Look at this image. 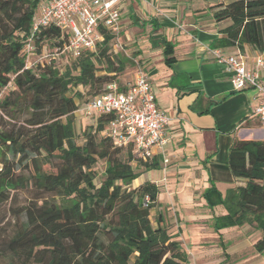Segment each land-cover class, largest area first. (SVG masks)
Returning a JSON list of instances; mask_svg holds the SVG:
<instances>
[{"label": "trees", "instance_id": "obj_1", "mask_svg": "<svg viewBox=\"0 0 264 264\" xmlns=\"http://www.w3.org/2000/svg\"><path fill=\"white\" fill-rule=\"evenodd\" d=\"M46 1L0 0V209L18 191L37 195L13 209V220L0 221V264H188L189 253L167 216L158 214L156 225L151 220L159 186H131L140 176L137 166L157 170L159 160L143 161L133 146H116L105 135L109 116L93 117L84 143L76 140V99L86 104L113 83L125 90L118 76L133 60L114 51L118 36L101 26L104 40L94 52L26 67V47ZM210 11L216 23H229L216 47L264 52V0L220 3ZM32 41L42 56L61 51L68 34L51 26ZM101 163L105 171L98 184ZM229 168L244 185L225 195L215 187L205 193L211 209L227 211L214 218L215 231L251 226L261 233L254 249L264 254V141L235 140Z\"/></svg>", "mask_w": 264, "mask_h": 264}, {"label": "crops", "instance_id": "obj_2", "mask_svg": "<svg viewBox=\"0 0 264 264\" xmlns=\"http://www.w3.org/2000/svg\"><path fill=\"white\" fill-rule=\"evenodd\" d=\"M234 1L238 0H123L120 5L115 52L134 57L135 68H142L151 83L158 107L171 118L164 155L155 156L159 168L141 169L133 187L145 182L159 186L158 205L151 213L169 215L171 222L184 225L177 231L183 246H230L229 235L214 228V218L227 211L222 206L211 209L205 193L215 187L225 195L244 185L229 168L235 140L264 141V123L256 114L261 97L255 90L235 91L230 73L213 55L220 49L241 56L250 70H255L258 57L264 58V52L251 47L215 46L229 23H216L210 7ZM169 57L174 58L170 63ZM192 229L199 234L189 233Z\"/></svg>", "mask_w": 264, "mask_h": 264}, {"label": "built area", "instance_id": "obj_3", "mask_svg": "<svg viewBox=\"0 0 264 264\" xmlns=\"http://www.w3.org/2000/svg\"><path fill=\"white\" fill-rule=\"evenodd\" d=\"M122 2L123 0H51L42 4L35 18L33 36L26 47V67L30 68L36 63L43 64L62 55L77 58L84 51L94 52L97 43L104 40L100 33L101 26L119 36ZM51 26L68 34V43L61 51H45L42 56H38L32 39L37 32ZM213 55L230 73L235 91H257L262 103L256 109V114L264 123V58L258 57L255 60V70H250L241 56L227 55L220 49L214 50ZM80 111L91 119L109 116L111 119L105 135L120 148L133 146L143 161H149L156 155H164L169 142L167 129L171 118L158 107L151 83L142 68L137 70L134 82L125 90L120 91L115 83L110 84L105 93L90 100Z\"/></svg>", "mask_w": 264, "mask_h": 264}, {"label": "rangeland", "instance_id": "obj_4", "mask_svg": "<svg viewBox=\"0 0 264 264\" xmlns=\"http://www.w3.org/2000/svg\"><path fill=\"white\" fill-rule=\"evenodd\" d=\"M118 44L119 41H117V43L114 46ZM113 49L115 51L114 47ZM119 53L120 55H124L125 57H127L124 51L121 50ZM128 58L132 59L134 57H132V55L129 54ZM135 66L136 64L134 63V61L132 64L128 63L126 66V70L123 73L119 74L118 81L122 87L127 86V83H130L131 81V77L136 75L137 68H135ZM79 90L84 91L82 87H80ZM76 101L80 105V110H81L84 107L86 101L85 100L81 101L79 98H77ZM80 110L76 113L75 126L77 133L76 140L79 144L82 145L84 143L83 131L86 127L91 125L92 119L85 117L83 115V112H81ZM7 157L9 159L13 158L10 154H7ZM18 161H19V157L16 158V162ZM136 165L137 162H134V166ZM20 167L21 166L19 165V168ZM44 168L46 170H52V167L50 165H46ZM0 169H1V163H0ZM141 169L143 168H140L139 166H137L136 168V171L139 173V175L141 173L140 172ZM96 171L98 172L97 183L99 184L104 178L105 163H101L99 166H97ZM149 175L147 174L143 176V178H145V180H148L150 177ZM134 185L135 182L131 184L132 187ZM13 195H15L14 200L4 205L0 209L1 222L6 223L7 221L13 220L15 215L13 209L16 210V208L27 204L29 201L34 200L37 197L35 192L29 190H21ZM43 196L51 198L50 195L43 194ZM215 208L219 210L221 207L217 206ZM151 218L155 224L157 215H153L151 213ZM167 218L169 219L168 222L172 223L173 225V232H177L179 230V226L183 225V224L178 225L177 222L176 223L171 222L170 221L171 217H169L168 215ZM172 220H174V217L172 218ZM188 220L190 219H186V221ZM244 228L232 227V228H225L219 231L222 234L229 235L228 238L232 242L229 247H223L220 244L208 245L206 247L200 245L199 246L185 245L184 247L187 249L189 253L188 264H264V254H260L254 249V243L260 238L261 233L256 231L251 226H245ZM188 230L191 231V228H188ZM189 233L199 234V232L196 231Z\"/></svg>", "mask_w": 264, "mask_h": 264}]
</instances>
